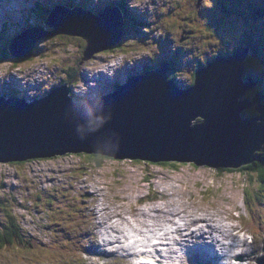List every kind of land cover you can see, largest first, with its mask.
Here are the masks:
<instances>
[{
  "label": "rangeland",
  "instance_id": "rangeland-1",
  "mask_svg": "<svg viewBox=\"0 0 264 264\" xmlns=\"http://www.w3.org/2000/svg\"><path fill=\"white\" fill-rule=\"evenodd\" d=\"M233 1L204 0L198 8L197 0H0V97H23L20 93L25 91L29 92L28 101L41 100L55 88L70 85L75 90L70 96L82 102L113 92L144 67L155 69L161 61L170 62L169 76H174L182 87H188L194 82V64L198 69L204 59L213 60L224 52L228 55L236 46L247 49L248 56L251 54L255 63L252 75L260 78L254 93H261L264 18L256 19L255 14L264 12V0H235L236 5ZM79 3L87 5L84 9L93 14L109 6L120 8L118 4L122 3L125 38L118 48L80 65L87 41L59 35L40 41L29 59L10 55V59L2 60L12 40L24 31L38 26H43L45 32L55 30L50 24L44 25L53 8L58 5L73 8ZM150 22L151 29L142 32L146 27L141 24ZM255 51L259 53L256 55ZM73 68L76 77L70 83L69 70ZM79 91L83 94L79 95ZM80 134L90 132L84 130ZM90 137L95 141V133ZM64 141L70 147L86 145V141ZM174 164L173 167L147 161H116L104 156L95 159L78 154L35 160L21 166L0 163V223L4 220L2 207L19 220L28 238L47 249L40 257L27 253L23 260L0 254V264H104L108 252L94 241L99 224L110 226L109 233L121 231L137 239L128 228L145 231L148 226H160L174 231L169 222L181 214L184 219L177 222L183 231L170 236H179L186 246V254L178 264H202V258L191 259L189 248L191 241L204 233H208L205 235L209 239L208 243L202 241L205 248L201 251L210 261L213 244L215 251L224 248L220 254L239 255L235 264H259L264 258V232L257 237L251 230L249 234L245 231L238 234L248 225L243 217L245 220L251 217L249 206L254 207L252 217L256 218L258 230L264 228V198L256 202L253 195L257 176L249 175L247 169L241 171L243 167L230 172L195 164ZM153 193L160 201L141 205V200ZM201 219L208 223L197 222ZM198 228L206 232L197 231ZM225 235L234 237L225 240L236 245L231 251L218 241ZM88 250L93 252H85ZM114 255L117 258L119 253ZM232 261L227 259L228 263ZM107 264L121 263L111 259Z\"/></svg>",
  "mask_w": 264,
  "mask_h": 264
},
{
  "label": "water",
  "instance_id": "water-1",
  "mask_svg": "<svg viewBox=\"0 0 264 264\" xmlns=\"http://www.w3.org/2000/svg\"><path fill=\"white\" fill-rule=\"evenodd\" d=\"M46 23L55 30L45 32L43 26L26 30L12 40L10 54L29 59L40 41L67 35L87 41L83 65L116 48L125 35L123 14L117 7L95 15L82 8L57 6ZM247 58L248 50L242 48L231 57H217L197 72L188 88L170 79L172 68L164 63L131 77L112 93L83 102L70 96V85L31 103L16 95L0 97V163L89 154L215 170L252 165L264 150V96L258 93L252 101L243 99L256 87L255 80H244ZM252 106L258 116L243 118L241 114ZM225 117L232 119L225 122ZM198 120L201 123L195 125ZM244 128L250 142L242 140ZM84 130L90 134L82 136ZM105 132H111V137L102 144L99 136ZM94 133L95 141L90 137ZM64 139L86 141V145L70 147Z\"/></svg>",
  "mask_w": 264,
  "mask_h": 264
},
{
  "label": "trees",
  "instance_id": "trees-1",
  "mask_svg": "<svg viewBox=\"0 0 264 264\" xmlns=\"http://www.w3.org/2000/svg\"><path fill=\"white\" fill-rule=\"evenodd\" d=\"M220 1V3H222L221 2V0H219ZM119 5V7L120 8H123L124 9V6L122 5V3H120V4H118ZM85 6H87V5H82V4H77V5H75V7H78V8H85ZM70 7V6H69ZM110 7H112V6H110ZM74 8V7H73ZM53 10V9H52ZM52 10H51V12H52ZM99 11V12H98ZM103 10H97V11H95L97 14H99V13H101ZM51 12H50V14H51ZM259 12L260 11H258L256 14H255V18L256 19H258L257 17H259V18H264V17H261V15L259 14ZM50 14H49V16H50ZM263 16H264V14H262ZM49 16H48V18H49ZM134 19V18H133ZM47 20V19H46ZM45 20V21H46ZM126 24H128V23H126ZM148 26H149V28L151 29V24L150 23H148ZM149 28H146V29H148L149 30ZM47 32H52V30L51 29H48V30H46ZM118 48V47H117ZM115 49V48H114ZM36 49H34V51H35ZM236 50H238V48L237 47H235V49H234V52L236 51ZM6 52H4V54H3V56H2V60L3 61H6L7 59H10V52H9V50H8V48L5 50ZM33 51V52H34ZM112 51V50H111ZM114 51V50H113ZM234 52L229 56V57H231L233 54H234ZM218 56H216V57H214V59H216ZM11 58H12V56H11ZM205 58H206V53H205ZM205 60V62H204V64H201L199 67H198V69L196 68L195 69V67H194V71H193V78H195L196 77V74H197V72L200 70V68L202 67V66H204L205 64H206V59H204ZM212 60V59H211ZM209 63L211 62V61H208ZM207 62V63H208ZM208 63V64H209ZM207 67V66H206ZM246 68V67H245ZM75 70H74V68L72 69V70H69V72H70V77H71V80H70V83H72V80L76 77L75 75H74V72ZM73 72V73H72ZM172 77H174V76H172ZM171 77V78H172ZM259 77V76H258ZM253 79V78H252ZM77 80V79H76ZM244 80L246 81V82H248L249 80H251L250 78H246V76L244 75ZM253 80H255L256 82H257V80L256 79H253ZM75 81V80H74ZM264 95V92L263 93H261V95ZM245 100V99H244ZM258 115V112L256 111V109H255V113H249L248 111H246L245 112V116L243 115V117L244 118H253V117H256ZM199 123H201V120H198V121H196L195 122V125L196 124H199ZM80 155H84L85 157H87V158H99V157H101L100 155H89V154H80ZM256 156H257V160H256V162L255 163H253L252 165H249V166H245V167H243L242 169H241V171L243 170V169H247V171H248V173H249V175H252V176H254V175H256L257 176V178H256V184H257V190L253 193V195H255L254 196V199L256 200V201H260V199L261 198H264V150L261 152V153H258V154H256ZM107 158V157H106ZM109 159H111V158H109ZM114 160V159H113ZM117 161V160H116ZM33 161H30V162H27V163H32ZM27 163H16V164H19L20 166L21 165H24V164H27ZM165 165H167V166H169V165H171V166H175V164L174 163H171V164H169V163H165ZM219 171H223V169L222 170H219ZM226 171H230V172H234V170L233 169H231V170H226ZM247 193V192H246ZM258 195H259V197H258ZM256 197L259 199H256ZM154 198H156V197H154ZM154 198H151V199H154ZM246 198L248 199L249 198V196H248V194H247V196H246ZM146 200H150V198L149 199H147V198H145V201ZM251 206H249L248 208H250ZM1 209H2V211L4 212V220H3V222L2 223H0V254H6V255H9V256H12V257H16V258H18V259H21L23 256H25L27 253H33V254H35L36 256H42L45 252H46V247L45 246H43L41 243H39V242H37V240H35V239H31V238H28L24 233H23V230H22V228H21V226H20V223H19V220L15 217V216H13V215H11V214H9V211H7L6 209H4V208H2L1 207ZM251 211V217H249L248 219H246L245 220V218L243 217V221L244 222H246L248 225L245 227V230L247 231H249V230H251V232L253 233H255L256 235H259V234H261V233H263L262 232V229L263 228H261V229H259L258 230V224H257V222H256V218L255 217H252V215H253V212H252V210H250ZM77 214V213H76ZM81 218V217H80ZM81 220H82V218H81ZM80 219H79V221H81ZM257 230V231H256ZM27 237V238H26ZM43 253V254H42ZM21 260H23V259H21Z\"/></svg>",
  "mask_w": 264,
  "mask_h": 264
},
{
  "label": "bare ground",
  "instance_id": "bare-ground-1",
  "mask_svg": "<svg viewBox=\"0 0 264 264\" xmlns=\"http://www.w3.org/2000/svg\"><path fill=\"white\" fill-rule=\"evenodd\" d=\"M210 61H211V59H210ZM179 83V82H178ZM179 85H180V83H179ZM73 92H75V90L73 89ZM78 94L79 95H82L83 93L81 92V91H79L78 92ZM228 114V113H227ZM226 113H224L223 115H227ZM242 116V115H241ZM230 119H232L231 117H229V119H228V117H225L224 118V121L225 122H229L230 121ZM236 127L237 128H239V127H242V126H240L239 124H236ZM245 129V128H244ZM109 133H111V132H109ZM109 133H107V132H105V134H102V135H100L99 136V141L102 143V144H105L104 142H103V140H105L106 138H110L111 137V135L109 134ZM245 133L246 134H243V135H241L243 138H242V140H243V142L244 143H246V141L245 140H247V141H249L250 142V140H248V137H247V134H248V132H247V130L245 129ZM111 142V140H109L108 142H107V144H109ZM258 197H259V195H258ZM178 215H176L175 217H177ZM175 217H174V219L173 220H170V222L169 223H171L172 225H178L177 223H175ZM126 222V221H125ZM136 222L140 225V223H139V221H137L136 220ZM197 222H200V223H208L207 222V220H199V221H197ZM127 224L129 225V226H131V222L128 220L127 221ZM204 225V224H203ZM209 226V225H208ZM149 227L150 226H148V228H146L145 229V231H139V233H145L148 229H149ZM211 227V226H210ZM183 231V228L182 227H180V228H178L177 229V231ZM205 229H203V228H198L197 229V231H202V232H206V231H204ZM108 231V230H107ZM107 231H105V233L104 234H102L101 236H100V240H102V241H105V240H107L108 239V236H109V234H108V232ZM211 231H213V232H215V231H217L216 229H211ZM243 231H245V232H249L248 230L246 231L245 230V228H244V230H242V231H240V233H243ZM128 232V231H127ZM225 233H226V231H225ZM205 234H208V233H204V234H201L200 235V237L197 239V240H193V242H194V247H198V245H199V243L200 242H202V241H207V243H208V237L205 235ZM249 234V233H248ZM254 234V233H253ZM128 235V234H127ZM173 235V234H172ZM213 234L212 233H210V236H212ZM224 235V234H223ZM230 237H232L233 239H234V237L233 236H231V235H229V236H223V240H228V238H230ZM117 238V236H114V239H116ZM99 240V235L97 234V233H95V236H94V241H98ZM135 240V239H134ZM218 240V239H217ZM223 240H218L219 241V243H221L222 244V241ZM240 240V239H239ZM116 243V242H115ZM113 244V245H117V244ZM232 244H234V243H232ZM236 244V243H235ZM222 245H224V244H222ZM238 245H239V242H238ZM238 245H237V247H238ZM225 246H227V248L229 249V251H231L232 249L231 248H235L236 247V245H231V244H229V245H227L226 243H225ZM242 246V245H241ZM150 247H152L151 245H150ZM107 248H109V246L107 247ZM116 248V247H115ZM155 248V247H154ZM215 247H214V245L213 244H210V252L214 255V258H213V261H210V263L211 264H214V263H217L218 261L220 262V259H219V257L218 256H216V254L214 253V252H216L215 251V249H214ZM240 248V247H239ZM129 251H131L132 250V247L131 246H129L128 248H127ZM117 250H122V251H125L124 250V244L123 243H120V247L117 249ZM108 251V250H107ZM52 252H54V251H52ZM69 253V252H68ZM240 253V252H239ZM239 253H237V254H239ZM43 254V253H42ZM195 257H199L200 256V253H197L196 251H195ZM229 254V253H228ZM236 254V253H235ZM45 255V254H44ZM70 255V254H69ZM99 255L100 256H102V253L100 252L99 253ZM254 255H256V254H254ZM235 256V255H234ZM37 257V256H36ZM237 258H239V255L238 256H236ZM227 259H229V258H231V256L230 255H228L227 257H226ZM111 259H116L115 258V255H113V254H109V252H108V260L106 261L105 260V263L104 264H107V263H109V261L111 260ZM240 260V259H239ZM238 260V261H239ZM59 262V261H58ZM233 262V261H232ZM82 264V263H81ZM239 264V263H238Z\"/></svg>",
  "mask_w": 264,
  "mask_h": 264
},
{
  "label": "flooded vegetation",
  "instance_id": "flooded-vegetation-1",
  "mask_svg": "<svg viewBox=\"0 0 264 264\" xmlns=\"http://www.w3.org/2000/svg\"><path fill=\"white\" fill-rule=\"evenodd\" d=\"M259 14L261 15V17H264L262 14H264V12H259ZM257 18H259V17H257ZM249 46V45H248ZM236 47H238V46H236ZM234 49H235V47L230 51V53L227 55V54H221V55H219V56H230L233 52H234ZM262 51V49L260 48L259 49V51ZM259 51L257 52V51H255V53H256V55H257V53H259ZM218 56V57H219ZM214 60V59H213ZM212 60V61H213ZM208 62V60L206 61V63ZM254 65H255V63H253L252 62V59H251V54L248 56V58L246 59V61H245V69H246V71H245V76H246V78H250V79H256L257 80V87H256V89L259 87V84H260V78L259 77H254L252 74H253V69H254ZM251 68H253V69H251ZM195 69H196V66H195ZM194 71V70H193ZM260 91H261V93H263L264 92V90H262V89H259ZM259 93V92H258ZM263 95V94H262ZM255 96V93H254V89H253V91H248L246 94H245V96L243 97V99H248V100H250V99H252V97H254ZM246 112V111H245ZM245 112H244V114H245ZM248 112L249 113H255V107L254 108H252V109H250V110H248ZM242 116H243V114H242ZM258 116V115H257Z\"/></svg>",
  "mask_w": 264,
  "mask_h": 264
},
{
  "label": "clouds",
  "instance_id": "clouds-1",
  "mask_svg": "<svg viewBox=\"0 0 264 264\" xmlns=\"http://www.w3.org/2000/svg\"><path fill=\"white\" fill-rule=\"evenodd\" d=\"M124 38H125V35H124ZM124 38H123V39H124ZM112 50H113V49H112ZM110 51H111V50H110ZM94 58H95V57H94ZM159 68H160V67H159ZM171 72H172V71H171ZM171 72H170V74H171ZM171 76H172V75H171ZM170 79H171V78H170ZM245 82H246V81H245ZM61 86H63V85H61ZM61 86H59V87H61ZM57 88H58V87H57ZM73 88H74V87H73ZM184 88H186V87H184ZM55 89H56V88H55ZM55 89H54V90H55ZM54 90H53V91H54ZM51 92H52V91H51ZM48 95H49V94H48ZM46 96H47V95H46ZM82 102H83V101H82Z\"/></svg>",
  "mask_w": 264,
  "mask_h": 264
}]
</instances>
